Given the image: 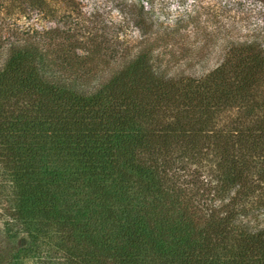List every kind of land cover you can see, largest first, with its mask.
<instances>
[{
    "label": "trees",
    "instance_id": "16d2710c",
    "mask_svg": "<svg viewBox=\"0 0 264 264\" xmlns=\"http://www.w3.org/2000/svg\"><path fill=\"white\" fill-rule=\"evenodd\" d=\"M115 8L0 0V264H264V48Z\"/></svg>",
    "mask_w": 264,
    "mask_h": 264
},
{
    "label": "rangeland",
    "instance_id": "374dc122",
    "mask_svg": "<svg viewBox=\"0 0 264 264\" xmlns=\"http://www.w3.org/2000/svg\"><path fill=\"white\" fill-rule=\"evenodd\" d=\"M86 8L99 4L108 12V18L117 19L116 0H83ZM155 11L171 26L173 49L190 57L196 51L209 56L206 68L218 60V53L225 40L256 41L264 48V0H154ZM52 25V24H49ZM137 32L127 33L129 36ZM185 60V59H184ZM113 65L117 63H111ZM175 158L171 155L169 158ZM90 221L101 222L103 216L90 215ZM264 225V212L257 221ZM250 221H254L251 216ZM59 239L50 242L56 250ZM48 245V246H49ZM55 253V252H53ZM55 255V254H54ZM43 258V257H42ZM23 264H48L42 259L31 258Z\"/></svg>",
    "mask_w": 264,
    "mask_h": 264
}]
</instances>
